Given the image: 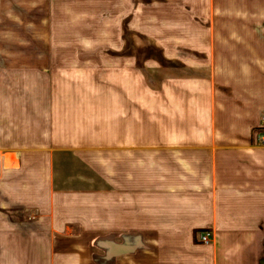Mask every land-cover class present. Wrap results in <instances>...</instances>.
Instances as JSON below:
<instances>
[{
  "label": "crops",
  "instance_id": "0c3cea01",
  "mask_svg": "<svg viewBox=\"0 0 264 264\" xmlns=\"http://www.w3.org/2000/svg\"><path fill=\"white\" fill-rule=\"evenodd\" d=\"M177 1L0 0V264H264V0Z\"/></svg>",
  "mask_w": 264,
  "mask_h": 264
},
{
  "label": "rangeland",
  "instance_id": "374dc122",
  "mask_svg": "<svg viewBox=\"0 0 264 264\" xmlns=\"http://www.w3.org/2000/svg\"><path fill=\"white\" fill-rule=\"evenodd\" d=\"M136 4V15H135V39L137 42V56L142 55H153L152 58L160 61V48H159V39L160 38H175L183 36L182 30H171L167 32L165 30L167 23V18L159 19L158 12H160L161 5L165 3L175 4L177 0H134ZM182 1V0H181ZM179 20V19H178ZM173 26L175 27L177 20H174ZM197 27V26H196ZM202 31L199 28L190 29V26L187 29H184V33L187 36H196ZM207 32H205L206 34ZM131 36V35H130ZM149 43V44H148ZM146 45L140 47V45ZM142 56H139L140 59ZM146 60V59H145ZM145 64L146 61L139 62V64Z\"/></svg>",
  "mask_w": 264,
  "mask_h": 264
},
{
  "label": "built area",
  "instance_id": "2783aa9c",
  "mask_svg": "<svg viewBox=\"0 0 264 264\" xmlns=\"http://www.w3.org/2000/svg\"><path fill=\"white\" fill-rule=\"evenodd\" d=\"M261 141L264 144V133L262 135ZM210 239H211V231H209V230H205V231L201 232L199 235V241L202 243H208L210 241Z\"/></svg>",
  "mask_w": 264,
  "mask_h": 264
},
{
  "label": "trees",
  "instance_id": "16d2710c",
  "mask_svg": "<svg viewBox=\"0 0 264 264\" xmlns=\"http://www.w3.org/2000/svg\"><path fill=\"white\" fill-rule=\"evenodd\" d=\"M264 131V129L262 128V129H254L253 130V132L255 133V132H263Z\"/></svg>",
  "mask_w": 264,
  "mask_h": 264
}]
</instances>
